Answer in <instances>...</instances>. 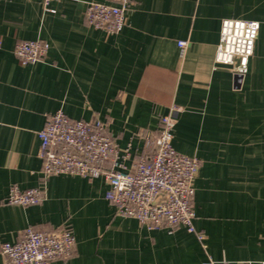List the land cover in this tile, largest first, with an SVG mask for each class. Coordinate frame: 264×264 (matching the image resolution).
Returning <instances> with one entry per match:
<instances>
[{
	"label": "crops",
	"instance_id": "1",
	"mask_svg": "<svg viewBox=\"0 0 264 264\" xmlns=\"http://www.w3.org/2000/svg\"><path fill=\"white\" fill-rule=\"evenodd\" d=\"M0 0V244L24 229L68 227L72 254L51 264H259L264 261V0H130L125 26H89L88 3ZM256 21L247 71L237 82L215 62L221 22ZM45 41L44 61L21 65L22 41ZM186 43L184 49L177 43ZM176 105L171 145L195 157V233L147 230L105 200L103 179L43 178L37 137L48 115L99 120L127 167ZM39 187L34 206L5 203L10 187ZM0 264H10L0 255Z\"/></svg>",
	"mask_w": 264,
	"mask_h": 264
},
{
	"label": "built area",
	"instance_id": "2",
	"mask_svg": "<svg viewBox=\"0 0 264 264\" xmlns=\"http://www.w3.org/2000/svg\"><path fill=\"white\" fill-rule=\"evenodd\" d=\"M41 0L48 9L52 2ZM130 0H107L88 3L83 16L85 22L106 34L119 33L125 26ZM259 30L256 21L224 19L221 22L215 62L226 66L240 82L253 55ZM184 49L186 43L180 41ZM49 44L45 41H22L13 51L21 65H31L46 59ZM176 105L161 117L158 132L144 136L146 150L130 167L124 162L129 147L120 150L99 120H71L62 111L48 115L45 126L38 131V157L41 175H75L88 179H103L107 186L105 200L121 218L135 219L147 230L173 231L183 227L194 233L199 241L203 235L193 228V180L200 161L175 151L171 145L177 114ZM43 190L39 187L20 190L9 188L5 203L34 206L40 203ZM74 248V237L68 227L45 231L27 227L13 243L0 244V255L10 264H51L68 258ZM212 264V263H208ZM259 264H264L260 262Z\"/></svg>",
	"mask_w": 264,
	"mask_h": 264
}]
</instances>
